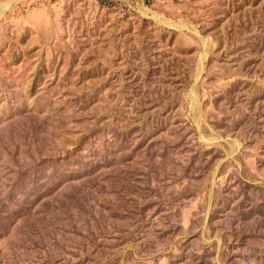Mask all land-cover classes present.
<instances>
[{"label":"rangeland","instance_id":"1","mask_svg":"<svg viewBox=\"0 0 264 264\" xmlns=\"http://www.w3.org/2000/svg\"><path fill=\"white\" fill-rule=\"evenodd\" d=\"M0 264H264V0H0Z\"/></svg>","mask_w":264,"mask_h":264},{"label":"bare ground","instance_id":"2","mask_svg":"<svg viewBox=\"0 0 264 264\" xmlns=\"http://www.w3.org/2000/svg\"><path fill=\"white\" fill-rule=\"evenodd\" d=\"M10 6V3H6L2 7H0V14L5 12V10H7Z\"/></svg>","mask_w":264,"mask_h":264}]
</instances>
